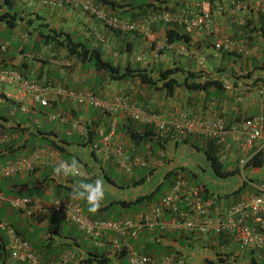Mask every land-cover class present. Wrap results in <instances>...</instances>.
Returning a JSON list of instances; mask_svg holds the SVG:
<instances>
[{"label": "crops", "instance_id": "obj_1", "mask_svg": "<svg viewBox=\"0 0 264 264\" xmlns=\"http://www.w3.org/2000/svg\"><path fill=\"white\" fill-rule=\"evenodd\" d=\"M142 1L147 2L149 0ZM155 1L171 7L172 12L176 14L185 10L190 11L199 5V0ZM262 1L250 0L249 2L253 4L261 3ZM12 7L17 11V15L21 21L16 27L6 29L11 32L15 43H22V46H17L16 54L9 56L7 52L9 45L0 44V68L14 69L19 67L20 72L27 80L40 84L43 87H48V106L40 107L37 104L31 103L28 96L23 99L22 103H15L8 97L13 92L12 87H2L0 90V108L5 110V114L0 113V121L2 119L7 120L4 123L6 128L16 125L17 122H22L24 124L23 127L29 130L38 126L44 131L52 130L54 134V136H51L52 142L61 152L57 153L51 150L49 146L44 145L42 142L38 144L37 139L31 141L30 147L27 148L30 136H27L26 133L23 134L20 138L21 141L18 143L20 145V143H23V140H26L25 146L8 152V146L6 147L4 144H15L13 141H16L17 135H0V146H2L0 148L2 149L0 159L11 156V158H7L4 162H0V165H4L22 156H29L33 151L40 152L38 163L36 164V161H33L28 171L5 177L6 179L2 178L4 179L2 194L6 190L14 193L16 189H24L30 186L33 189H40L43 196L36 198L12 194L9 198L25 197L41 202L48 201L54 197L57 198L53 185L58 183L64 188H71L72 184L82 179L71 176H58L54 173V167L58 161L70 160L73 157L78 159L84 165L85 172L89 173L88 178L82 179L84 180L83 182H92L97 177H101L107 183L103 175L108 174V168L115 166L106 158V150L109 148V143L113 142H122L130 155L149 157L151 160L148 159V168L153 169L152 175H159V179L168 174L170 170H175V178L179 176L183 178L182 172L187 171L192 181L194 180L201 185L203 184L206 192L212 193L206 187L202 180L203 178H198L206 170L202 164V160L196 155L201 152L187 144L181 143L182 138L169 141L152 136L145 143L138 146L133 145L127 134L124 133L130 122L120 112L107 114L89 106L76 105L68 99L65 93H59V89L74 92L88 90L93 96L105 103H112L115 97L124 96L128 101L142 106L146 112L157 114L168 122L176 120L179 113H185L189 118L197 121L219 117L227 123H231L235 118L239 119L249 115L254 116V113H256L255 116H262L264 118V87L243 91L244 85L258 76L253 72L248 79H245L243 76L240 77L242 74L241 70L244 69L243 73L249 71L252 63H255L256 66L261 65L259 60L262 56L263 43L260 32L256 29L258 27L257 14H250L248 11L246 13L243 10L237 12L227 11L223 15L213 18V23L218 26L219 35L226 37L234 45H242L243 50L241 53H237L236 51L225 53L212 50L211 44L214 37L208 31L200 29L187 34L188 42L186 44L182 42L172 44L174 48L179 46L178 44L186 46L188 56L183 57L182 55H178L174 49H164L155 56L153 47L141 36L132 33L117 34L111 32L93 17L78 9L74 10L69 6L58 7L54 3L47 4L44 0H14ZM41 24H44L40 29L42 31H61L68 35H71L75 27V35L82 37L83 40L94 47H100L104 57L121 68L126 65H131L132 67L138 66L155 78L158 67L164 69L179 66L185 71H201L209 78L220 80L222 90L216 91L210 88L205 93H191L182 89H176L168 94L158 92L156 89L139 84L138 82H113L109 81L106 76L100 78V75L95 74L91 68L83 67L74 58H65V53L61 50L55 54L50 53L48 46H40L37 50H34L32 46L34 36L36 35V29H39ZM167 29L168 26L161 23L153 25L152 32L155 39L164 43L163 35ZM127 42H131V51H127ZM257 45H259V52L254 53V49L250 52L251 47H257ZM52 55L55 57H52ZM216 69L222 71L218 73ZM97 77L98 80L96 79ZM227 87L230 89L227 90ZM20 105L25 108L24 111L20 110ZM17 111L28 114L30 118L32 117L31 120L27 118L24 121L16 117L15 113ZM57 114H61L64 117L62 122L57 120ZM43 121L48 128L45 129L42 126L44 124H42ZM72 124L94 126V141L88 143L87 146L78 145L79 140L84 139L85 135L72 131L70 128ZM109 124L113 127V135L111 137L107 130ZM101 128L102 134L98 135L97 132ZM61 132H64L63 136L58 135ZM74 135L78 139H73ZM67 137H71L72 139L66 140ZM190 139L192 143L201 147L200 141L194 135H191ZM75 140L77 141L75 142ZM18 145L12 146L13 149ZM183 152H186L188 155L185 161L181 159V153ZM204 162L207 164L205 160ZM188 163L191 166L188 167ZM47 169L49 170L48 173L46 172ZM32 170H34V173H31ZM45 172L48 174L46 179L43 178ZM30 176L36 179L32 184L24 181L25 177L28 180ZM188 183L194 186V182ZM2 194L0 193V195ZM68 200L76 202L70 195L68 196ZM6 211L10 212L12 219L6 217L5 209H2L1 217L3 219L1 222L5 223L6 218L11 219L17 230L24 231L25 241L28 242L34 251L41 243L44 245L50 241V247H54L59 242L74 240L71 237L69 229L64 228L70 225L59 221L51 214L28 218L18 212L12 211L8 207H6ZM162 221L168 223L170 222V218L163 216ZM70 227L75 230L74 227ZM81 234L79 232L77 235H74L77 236V245L75 247L72 246L69 250L65 249L60 253L71 251L77 252L81 257H84L86 245H83L84 248L80 247L79 241H86V239ZM111 236L113 235L106 233L100 239V241H104L101 249L105 252H108L110 249V245L106 241H109ZM183 236L182 233L172 230L163 233L142 230L137 234L136 238L126 236V239L133 244L136 243L140 247L148 243V245L153 244L152 242L158 243L156 246L163 245L162 247L170 248H180L179 246H181V248L184 247L185 249V247H193L194 245L192 244H185L184 241H187V239H184ZM192 241H216V238L212 236H208V238L198 237ZM200 249L215 256V248L210 250L209 247H200ZM11 264L19 263L11 261ZM70 264L75 263L71 262Z\"/></svg>", "mask_w": 264, "mask_h": 264}, {"label": "built area", "instance_id": "obj_2", "mask_svg": "<svg viewBox=\"0 0 264 264\" xmlns=\"http://www.w3.org/2000/svg\"><path fill=\"white\" fill-rule=\"evenodd\" d=\"M3 1L0 0V5ZM249 1L234 3L231 1L234 7L229 9L220 4L209 6L205 1L199 0L198 7L190 11L185 10L178 14L170 11H156L135 20H128L105 10L93 0H44L45 3H54L58 7L69 6L74 10L78 9L93 17L111 32L135 33L141 36L153 47L155 56L164 49H174L178 55L183 57L188 56L186 46L178 44L179 46L174 48L172 44H165L155 39L152 32L153 25L161 23L168 28L176 26L183 34L204 29L214 37L211 44L212 50L241 53L242 45H234L226 37L219 35L218 26L213 23V18L227 11L243 10L250 14L264 13V0L253 4ZM252 49L254 53L259 52V45L251 47L250 52ZM241 73L240 77L246 72ZM7 86L13 89L11 96L8 97L15 103H22L23 99L28 96L31 103L40 107L48 106V87L27 80L12 68H0V90ZM243 88L246 90L245 86ZM58 91L65 93L68 99L76 105L89 106L107 114L120 112L131 122H140L150 126L159 138L169 141L187 135H197L212 140L220 148L221 154L226 139L234 138L236 141L235 158L240 173L246 162L254 155L264 154V118L262 116L239 118L227 123L219 117L197 121L189 118L185 113H179L176 120L168 122L157 114L146 112L142 106L128 101L124 96H117L112 103H105L88 90L74 92L59 89ZM24 109L20 105V110L24 111ZM56 118L59 122L64 119L61 114H57ZM70 128L80 135L86 134V127L83 125L72 124ZM107 130L111 137L113 135L112 125L109 124ZM97 134H102V128ZM108 147L106 158L125 175L135 168H144L149 164L146 157L130 155L122 142L109 143ZM39 155L40 152L33 151L29 156H22L0 165V179L28 171L33 161L38 163ZM86 174V177L82 179L89 177V173L86 172ZM243 181L246 182L249 190L226 204L213 194L207 193L205 197H201L197 188L179 176L171 182L157 202L118 220H93L81 212L79 203L55 197L41 202L25 197L4 199L0 195V204L5 201L9 209L28 218L51 214L59 221L74 226L84 235L90 245L98 248L104 244V241H100L104 234H112L110 240L106 241L110 245L108 254L110 257H115L123 252L127 264H185L182 251L178 247L174 252L162 253L158 256L147 254L140 249L136 250L134 244L128 241L126 236L136 238L142 230L148 232L156 230L158 233L172 230L185 235L187 241L184 242L187 245H196L199 242L202 248H215L224 260L230 257L233 259L240 257L247 252L248 254L244 256L247 263L259 264L264 261V182L252 183L244 179ZM163 216H168L170 222H163ZM0 230L6 234L5 249L8 257L16 263L67 264L74 259V254L67 251L61 253L54 263L42 262L28 242L16 235L6 223L0 222ZM208 236L221 237L226 241H192L198 237L208 238Z\"/></svg>", "mask_w": 264, "mask_h": 264}, {"label": "trees", "instance_id": "obj_3", "mask_svg": "<svg viewBox=\"0 0 264 264\" xmlns=\"http://www.w3.org/2000/svg\"><path fill=\"white\" fill-rule=\"evenodd\" d=\"M94 3L100 5L105 10L112 12L118 17H122L128 20H135L140 18L141 16H144L148 13H153L156 11H170L172 12V8L167 6L166 4L159 3L155 0H149V1H131V0H93ZM205 1L207 5L213 6L214 4H220L224 5L227 8H233L234 4L231 3V1L234 2H240L245 0H200ZM14 3V0H4L3 3L0 5V25H3L5 28L12 29L17 26L18 23H20L21 19L17 15V11L13 9L12 5ZM116 12V13H115ZM223 12L222 14H224ZM257 21H258V31L260 32V37L262 38L263 43V50L261 52L262 56L259 60L260 66H256L255 63L251 64V69L247 71L243 77L245 79H248L249 76L254 72L255 75L258 77H255L253 80H251L249 83H246L245 89L243 91H249L252 89H258L259 87H264V15L257 13ZM99 23V22H98ZM44 24H41V27L39 29H36V35L34 36L33 41V48L34 50L38 49L40 46H48L50 53H57L59 50L63 51L65 53V58L72 57L74 58L80 65L83 67L91 68L92 71L95 74H100V78L106 76L109 81L113 82H138L139 84L148 86L150 88L156 89L158 92H164V93H172L176 89H182L188 92H206L208 89L213 88L216 91L222 90V84L221 81L215 78H209L206 76L205 73L198 71V72H192V71H185L182 67L179 66H173L170 68H164L158 67L156 69V77H152L150 73L145 71L142 68H139L138 66L132 67L131 65H126L124 67H119L115 65L112 61L105 58L100 47H94L90 45L87 41L81 39L80 37L76 38L74 36L64 34L61 31H42L40 30ZM75 34V32L73 33ZM118 34V33H117ZM129 34V33H125ZM135 34V33H132ZM164 43L165 44H173L176 42H182L186 44L188 42V36L187 34H183L181 29L174 27H169L164 32ZM128 45V46H127ZM127 51H131V42L126 43ZM52 57H55L52 55ZM18 73H20L22 76L23 74L20 72V68L16 67L14 68ZM222 70L216 69V72H221ZM225 71V70H223ZM258 84V85H256ZM258 86V87H255ZM255 116V115H254ZM253 115L245 116L243 118H251L254 117ZM238 118V117H237ZM235 120H237L235 118ZM6 119H2L0 121V135L2 134H16L17 140L13 141L15 144H4L6 145L7 149L10 151L18 150L19 147H24L26 140H23V143L18 145L19 141H21V137L23 134L26 133L27 136H30L34 139L36 137L42 142L44 145L49 146L51 150L60 153L61 150H59L54 143L52 142L51 136H54L52 130L44 131L41 127H34L33 129L29 130L28 128L23 127V123L17 122L16 125L13 126H6L4 123L6 122ZM130 122V125L127 127V130H125L124 133L127 134L129 137L131 143L133 145H139L142 143L147 142L152 138V136H157L156 132L147 125H144L140 122ZM136 124L139 126L136 127ZM133 126V128H132ZM86 127V134L83 137L84 139L79 140L78 145L87 146L88 143H92L94 141V126H85ZM191 135H187L186 137H183L181 140V143L187 144L190 147L195 148L197 151H200L204 157V160L207 162L209 169L211 170L212 174L219 179H224L227 177H231L238 173L236 170L232 169H225L224 164L220 160V148L214 144V142L210 139L194 135L201 143V147H198L197 144H194L191 142L190 139ZM159 138V137H158ZM78 139V138H77ZM160 139V138H159ZM179 139V138H178ZM65 140V139H64ZM66 141V140H65ZM77 140H75L76 142ZM16 146L13 149L12 146ZM2 146H0L1 148ZM32 150V149H31ZM2 149H0V156ZM5 151V150H4ZM20 154V153H19ZM264 166V154H256L251 159H249L245 164V169H260ZM147 167H144L142 169H147L146 173L140 176H136L134 178H131L127 183L118 186L117 183L108 175H103L107 183L111 184L114 187H122V188H129V187H135L139 186L144 183L145 179L150 177L153 173V169H150ZM136 169V168H135ZM133 169V170H135ZM132 170V171H133ZM47 173L49 170L47 169ZM43 176L44 179L48 176L46 174ZM31 173H34V170L31 171ZM130 174V173H129ZM127 174V175H129ZM175 170L168 171V174H166L163 178L168 179V177H172L171 180H168V186L171 184V182L175 179ZM6 179V178H5ZM3 180H0V193L2 194L4 187H3ZM84 181V180H83ZM251 182H256V180H250ZM258 182H264L258 181ZM161 182L156 184L154 188H152L150 191H148L145 194L136 196L133 200L125 201V200H111L107 202L106 204H103V206L100 208L101 211H106L108 207L114 203L119 204L121 207L129 206L132 203L141 205V208L138 210L144 209L149 204L155 203L156 201H151L152 195L154 192L158 189V186H160ZM246 182H242L239 187L235 188L228 194L219 195L217 194L216 197L223 200L224 203H229L230 201H233L237 199L243 192L246 190ZM168 188V187H167ZM199 191L201 197H205L207 194L206 188L204 185L199 184V186L196 187ZM53 190L55 193V196L57 198L68 200V196H71V188H64L60 184L53 185ZM7 191V190H6ZM212 194V193H208ZM3 196V194H2ZM75 201V199H73ZM77 203L78 200H76ZM80 205V204H79ZM8 207V206H6ZM6 207H3L2 204H0V222L2 221L3 217H1V211L4 210ZM9 208V207H8ZM137 211V212H138ZM10 213V212H9ZM136 213V212H135ZM134 214V213H133ZM86 215V214H84ZM132 215V214H130ZM87 217L93 219V220H118L123 217H127L129 215H120L115 218H109V217H93L90 215H86ZM11 218V216L9 215ZM12 219V218H11ZM9 218H6V225H8L12 230L21 237L22 239H26L24 235V231L17 230L15 227V224L12 223V220ZM158 233L156 230L153 233ZM71 233V232H70ZM77 233H79L77 231ZM83 237L84 235L81 234ZM71 237L74 238L73 241L70 242H59L55 247H58V250L55 252V254L52 255V249L50 247V241L42 245H38L37 249L35 250L36 253L41 258L42 262H51L54 263L59 255L61 254L63 250H69L70 247H75L77 245V236H74L71 233ZM184 239H187V237L184 235ZM85 238V237H84ZM216 241H226L224 239H221V237H215ZM86 239V238H85ZM6 234L4 231L0 230V264H11V259L8 257V253L5 249L6 245ZM86 247H85V256L81 257L79 253H74V259L72 260L75 264H113L111 263L113 260H118L123 258L124 259V253L121 252L115 257H110L108 252H105L103 249L95 247L90 245L87 240ZM181 243V241H179ZM155 244V246L158 244L156 242H152ZM149 244V243H148ZM148 244L144 246V249L148 248ZM218 244H221V242H218ZM71 252V251H70ZM147 254H150L146 251H144ZM171 252L169 250V247H164L163 253H169ZM225 254V253H224ZM153 255V254H152ZM221 253L215 252V257L219 261H223L224 259L220 257ZM227 255V254H225ZM206 261V259L204 260ZM71 263V262H70ZM67 263V264H70Z\"/></svg>", "mask_w": 264, "mask_h": 264}, {"label": "rangeland", "instance_id": "obj_4", "mask_svg": "<svg viewBox=\"0 0 264 264\" xmlns=\"http://www.w3.org/2000/svg\"><path fill=\"white\" fill-rule=\"evenodd\" d=\"M140 1H142V0H140ZM72 31H73L71 33L72 36L78 38L77 35L73 34L76 31L75 27L73 28ZM80 38L83 39L82 37H80ZM0 44L9 45L8 51H7L9 56H14L16 54L17 46H22V43H15V41L11 35V32H9L8 29L3 27L2 25H0ZM243 70H241V72ZM245 72H247V71H245ZM97 75L99 76L100 74L98 73ZM96 79L98 80V77ZM95 87H97V86H95ZM4 111H5L4 109L0 108V113L5 114ZM255 114L256 113H254V115ZM15 115H16V117H19V118L23 119L24 121L27 118H29V120H31V118H32V117L30 118V116L28 114H23V113H20L18 111L15 113ZM42 124H43L42 126L45 129L48 128L45 125L44 121L42 122ZM138 126L139 125L136 124V127H138ZM58 135L63 136L64 132L58 133ZM71 137H67L66 140L72 139ZM36 139H37L36 141L38 142V144H40V140L38 138H36ZM73 139H77V136L74 135ZM32 140H33V138L29 137V140L27 142V148L30 147ZM181 154H182L181 155L182 161L187 160V158H188L187 153L183 152ZM196 155L202 160V164L206 168V170L204 171L202 176L199 175L198 178L199 179L203 178L202 180L204 181L206 187L213 194H219V195L228 194L229 192H231L235 188L239 187L240 184L243 182L244 178H245V180H254V181L256 180V182H252V183H258V181L264 180V166L260 169H245V167H243L241 169V175H240L239 166L237 165L236 158H235L236 141L234 138L228 137L226 139L225 146L223 148L222 153L220 154V160L224 164L225 169H232L235 171L238 170V173L231 176V177H227L224 179L216 178L212 174L208 165L204 162L203 155L201 153H197ZM7 158H11V156H7L6 158L0 159V162H4ZM148 159L151 160L149 157L147 158V160ZM189 166H191V165H189V163H188V167ZM146 170H147L146 168L145 169L136 168L129 175H125V174L121 173L119 170H117V168L110 167V168H108V175L117 183L118 186H120V185L124 184L125 182L127 183L131 178L145 174ZM182 173H183V178L186 181L194 182L193 183L194 187L199 186V183L197 181H194V180L192 181V179L190 178V175L188 174L187 171H183ZM171 179H172V177H168V179H164V178L159 179V175L153 174L150 177L146 178L143 184H141L139 186H135V187H129V188L114 187L109 183H105L106 197H105V201L103 204H106L107 202H109L111 200H125V201L133 200L136 196L147 193L152 188H154L156 186V184L161 182L160 186H158V189L152 195L151 201L154 202V201L159 200L161 198L162 194L165 192V190L168 187V180H171ZM14 180H16V179H14ZM24 181H27L28 183L32 184L33 182L36 181V179L33 176H30V177H28V180H27V177H25ZM247 190H249L248 187H246V190H244V191H247ZM3 194H4L3 195L4 199H10L9 197L12 196V194H15L17 196L36 197V198H41V196H43L40 189H36V188L33 189V188H30V186L27 188H24V189H16L14 193H11L10 191L7 190V191H4ZM78 202L80 204L81 212L83 214L90 215L93 217L97 216V217L115 218V217H118L120 215L133 214L141 208V205L135 204V203H132L126 207H121L119 204L114 203V204L110 205L108 207V209L104 212L101 211L99 213L90 214L87 211L86 202L80 201V200H78ZM1 204L3 205V207L7 206L5 201L1 202ZM9 215H10V213L8 211H6V208H5V216L9 217ZM70 226H72V225H70ZM70 226L64 227V228L67 230L69 229V231L73 235H77L76 229L74 230ZM72 227H74V226H72ZM79 242L81 245L80 247L84 248L83 245H85L86 242L85 241H79ZM199 244L200 243L198 242L193 247H191V248L185 247V249H184V247L181 248V246H179L181 248L182 256H183V259L185 261V264H248L246 258L244 257L248 254L247 252L244 253L243 255H240V257H236L234 259L232 257H230V258H227L226 260L219 261L215 258V256L213 254L207 253V252L203 251L202 249H200ZM134 246H135L136 250L140 249V250H142V252L146 251V252L153 254L155 256L162 254L163 250H164V247H162L163 245L155 246L153 244H150L147 249H144V246L140 247L136 243H134ZM51 249H52L51 251H52V255H53L58 250V247L54 246V247H51ZM73 249H75V248H73ZM169 250L171 252H174L176 250V248L175 247H171V248L169 247ZM210 250H213V249L210 248ZM214 251L216 252V249ZM204 258L206 259V261H203ZM111 263H113V264L114 263H116V264H127L125 259H123V258L118 259V260H113ZM259 264H264V261L260 262Z\"/></svg>", "mask_w": 264, "mask_h": 264}, {"label": "clouds", "instance_id": "obj_5", "mask_svg": "<svg viewBox=\"0 0 264 264\" xmlns=\"http://www.w3.org/2000/svg\"><path fill=\"white\" fill-rule=\"evenodd\" d=\"M54 173L58 176H71L74 178H84L87 175L84 171V165L75 157L70 160L59 161L54 167ZM247 181L251 182L250 180ZM71 189L72 198L85 201L87 204V211L90 214L97 213L103 206L106 197V187L103 178L97 177L92 182H83L82 179L78 180L71 185Z\"/></svg>", "mask_w": 264, "mask_h": 264}]
</instances>
